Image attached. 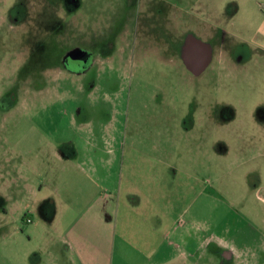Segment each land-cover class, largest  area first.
Wrapping results in <instances>:
<instances>
[{
	"label": "rangeland",
	"instance_id": "1",
	"mask_svg": "<svg viewBox=\"0 0 264 264\" xmlns=\"http://www.w3.org/2000/svg\"><path fill=\"white\" fill-rule=\"evenodd\" d=\"M261 4L0 0V264L76 261L62 238L67 224L51 222L53 191L90 185L64 156L103 152L106 136H118L122 156L111 264H264V83L254 91L251 78L258 65L221 64L233 93L179 55L185 36L218 52L232 18L244 31L235 55L256 56ZM209 10L219 20L215 36L198 25ZM74 50L92 54L87 70L65 67ZM126 192L140 206L126 208Z\"/></svg>",
	"mask_w": 264,
	"mask_h": 264
},
{
	"label": "crops",
	"instance_id": "2",
	"mask_svg": "<svg viewBox=\"0 0 264 264\" xmlns=\"http://www.w3.org/2000/svg\"><path fill=\"white\" fill-rule=\"evenodd\" d=\"M106 137L103 141L106 150L103 152L89 154L77 151L64 156L65 160H70V163L89 180L90 185L70 188L65 196L59 194L58 188L53 191L54 198L58 199L55 203L59 210H54L56 205L52 202L50 214L53 216L57 214L58 217L55 219L51 217V222L67 224L62 238L73 250L76 258V261H72L73 264H111L116 237L114 217L121 203L122 188L121 185L119 188L118 167L122 165V156L116 147L120 143L118 136ZM97 186H100V189L95 190ZM64 198L66 201L63 200ZM124 199L126 200L123 204L127 206L126 208L129 207L128 209L141 204L138 197L132 193L126 192ZM158 222H161L160 218ZM13 234L15 235L16 232ZM11 235L9 233V236ZM151 249L154 250V246ZM140 252L146 253V251ZM56 261L58 259L54 258L57 264Z\"/></svg>",
	"mask_w": 264,
	"mask_h": 264
},
{
	"label": "flooded vegetation",
	"instance_id": "3",
	"mask_svg": "<svg viewBox=\"0 0 264 264\" xmlns=\"http://www.w3.org/2000/svg\"><path fill=\"white\" fill-rule=\"evenodd\" d=\"M261 10L264 12V4L259 5ZM205 10V9H204ZM210 13L207 14H212V17H207L203 19L204 22H202V19L199 20L198 25L203 28L205 26L206 31L210 32L212 36L216 34L219 30H216L218 22L216 18H213V14L216 12L209 10ZM228 24L226 25H231L233 26V31H231V34H227L224 36V38L220 39V42H216L218 44V48L216 49L218 52L214 54V48L212 44H207L205 42H201L198 40H195L192 37H187L185 36V41L184 45L182 46V49L180 50L181 57L184 58L185 62L187 60H190V62L194 63L195 66L201 67V71L198 72V76L202 74L206 69L210 68V72H212V77L215 76V78H218L219 83L222 85L223 88H228L230 92H233L231 90V83H230V77H227L224 75L221 71L223 70V66L221 64H238V65H247L250 67L254 65H258V67H254V70H252L251 78L254 81V91L258 87L257 84L262 82L264 83V47H261L262 45H259L257 49H255L256 56H250V57H243L242 55H235L234 48L236 45L239 43V38L241 41V36L240 34H244V31L239 28H234L235 24L232 22V18L227 20ZM264 25L259 24L257 27H253L254 31H257L260 33V35L264 36ZM219 29V28H218ZM253 31V32H254ZM263 31V32H261ZM215 44V45H216ZM241 46V44H239ZM251 45V43H250ZM233 46V48L231 47ZM242 47V46H241ZM164 51V48H162ZM155 54L160 56V52L158 50H154ZM161 57V56H160ZM163 59L167 61H171L172 56L170 57H165L163 56ZM92 54L87 52V51H79V50H74L69 55L65 58V67L72 73L76 72H82L84 70H87V68L91 65L92 63ZM215 63H220V65H216V70L211 71L212 66ZM193 74V73H192ZM196 76V75H195ZM227 83L228 86L225 87L224 83ZM240 85V84H239ZM241 87H244L240 85ZM46 90V89H45ZM44 91V88H42L41 92ZM239 95L241 94L240 92L236 91ZM234 93V92H233ZM246 93V92H244ZM250 93V92H247ZM225 115L226 119L230 122L233 123V112L229 111L228 114H223ZM237 119H235L236 121ZM233 126H239L238 124L234 123L232 124ZM243 126V125H242ZM224 129L231 130L232 126L230 125H223L222 126ZM221 127V128H222ZM230 128V129H229ZM239 134V133H238ZM222 253V252H221ZM224 253L223 255V263L226 262L225 260L229 261V258L226 257Z\"/></svg>",
	"mask_w": 264,
	"mask_h": 264
},
{
	"label": "built area",
	"instance_id": "4",
	"mask_svg": "<svg viewBox=\"0 0 264 264\" xmlns=\"http://www.w3.org/2000/svg\"><path fill=\"white\" fill-rule=\"evenodd\" d=\"M28 222H30V221L28 220Z\"/></svg>",
	"mask_w": 264,
	"mask_h": 264
}]
</instances>
